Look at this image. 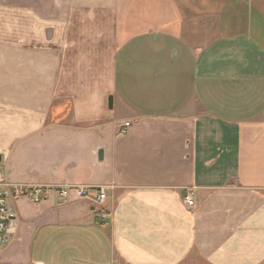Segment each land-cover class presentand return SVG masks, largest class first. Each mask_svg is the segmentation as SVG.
I'll list each match as a JSON object with an SVG mask.
<instances>
[{
    "label": "crops",
    "instance_id": "crops-1",
    "mask_svg": "<svg viewBox=\"0 0 264 264\" xmlns=\"http://www.w3.org/2000/svg\"><path fill=\"white\" fill-rule=\"evenodd\" d=\"M0 16L5 177L105 190L14 202L1 261L264 264V0H11Z\"/></svg>",
    "mask_w": 264,
    "mask_h": 264
},
{
    "label": "built area",
    "instance_id": "built-area-1",
    "mask_svg": "<svg viewBox=\"0 0 264 264\" xmlns=\"http://www.w3.org/2000/svg\"><path fill=\"white\" fill-rule=\"evenodd\" d=\"M126 123L124 127H128ZM0 169V243L5 244L9 235V223L15 217L11 211L12 204L19 199H27L31 203H41L50 196L58 198H88L99 202L105 199V190L103 188L90 189L80 186H28L19 183L6 182ZM185 203L192 206L193 201L190 196H186Z\"/></svg>",
    "mask_w": 264,
    "mask_h": 264
},
{
    "label": "rangeland",
    "instance_id": "rangeland-1",
    "mask_svg": "<svg viewBox=\"0 0 264 264\" xmlns=\"http://www.w3.org/2000/svg\"><path fill=\"white\" fill-rule=\"evenodd\" d=\"M10 3H11V0H0V15H4V14H6V13H8V11H9V6H10ZM1 17V16H0ZM7 27H8V24H7ZM5 29V26L4 27H2L1 25H0V32H2V30H4ZM3 34V33H2ZM2 34H0V39H1V37H2ZM1 165H2V163L0 164V169L2 170V168H1ZM3 171V170H2ZM6 175H5V173L3 174V177H4V179H5V181L6 182H9V183H13V182H11V181H8V179L5 177ZM17 201V200H16ZM15 201V202H16ZM7 245H8V243L7 242H5V244H1L0 243V249L1 248H5V247H7ZM1 258V257H0ZM0 264H5V262H3V261H1V259H0ZM7 264V263H6Z\"/></svg>",
    "mask_w": 264,
    "mask_h": 264
},
{
    "label": "water",
    "instance_id": "water-1",
    "mask_svg": "<svg viewBox=\"0 0 264 264\" xmlns=\"http://www.w3.org/2000/svg\"><path fill=\"white\" fill-rule=\"evenodd\" d=\"M108 103H109V108H111L112 107V98L111 97L109 98ZM98 157H99V159H101V152L99 153ZM1 160L2 159H1V156H0V164H1Z\"/></svg>",
    "mask_w": 264,
    "mask_h": 264
}]
</instances>
